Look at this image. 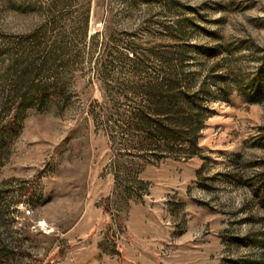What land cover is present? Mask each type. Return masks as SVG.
<instances>
[{"label":"rangeland","instance_id":"374dc122","mask_svg":"<svg viewBox=\"0 0 264 264\" xmlns=\"http://www.w3.org/2000/svg\"><path fill=\"white\" fill-rule=\"evenodd\" d=\"M179 27L208 112L156 158L131 59ZM0 264H264V0H0Z\"/></svg>","mask_w":264,"mask_h":264},{"label":"trees","instance_id":"16d2710c","mask_svg":"<svg viewBox=\"0 0 264 264\" xmlns=\"http://www.w3.org/2000/svg\"><path fill=\"white\" fill-rule=\"evenodd\" d=\"M170 33L176 43L154 51L159 67L154 64L143 67L145 56L138 52L131 59L137 78L133 89L138 100L131 104L128 126L139 137L140 145L152 147L156 158L163 154L188 157L199 154L198 139L208 112L205 98L209 96L210 77L198 83V72L192 70L196 63L192 55L200 47L183 43L189 37L182 27ZM212 82L224 94L230 93L228 81Z\"/></svg>","mask_w":264,"mask_h":264}]
</instances>
